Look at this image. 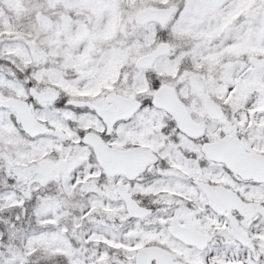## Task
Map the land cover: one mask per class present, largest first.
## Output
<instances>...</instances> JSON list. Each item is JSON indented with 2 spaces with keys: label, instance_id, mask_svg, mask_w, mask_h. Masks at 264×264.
Wrapping results in <instances>:
<instances>
[{
  "label": "snow or ice",
  "instance_id": "obj_1",
  "mask_svg": "<svg viewBox=\"0 0 264 264\" xmlns=\"http://www.w3.org/2000/svg\"><path fill=\"white\" fill-rule=\"evenodd\" d=\"M0 264H264V0H0Z\"/></svg>",
  "mask_w": 264,
  "mask_h": 264
}]
</instances>
